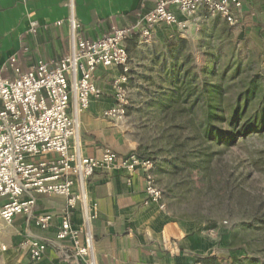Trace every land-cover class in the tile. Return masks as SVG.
Segmentation results:
<instances>
[{
	"label": "built area",
	"instance_id": "obj_1",
	"mask_svg": "<svg viewBox=\"0 0 264 264\" xmlns=\"http://www.w3.org/2000/svg\"><path fill=\"white\" fill-rule=\"evenodd\" d=\"M68 8L72 11V0ZM200 9L234 25L233 10L241 9V1L156 0L153 10L141 15L133 27L112 28L95 40L83 36L80 23L71 15L68 18L71 50L60 62L36 61L21 73L13 67L16 56L9 59L14 78L0 76V219L3 222L10 224L17 215L33 216L35 226L47 231L52 216L34 215L36 196L62 197L65 205L55 238L70 241L74 260L92 264L93 237L87 225L96 217V212L95 204L90 205L84 196L87 179L97 172L122 171L129 183L133 174L141 170L145 179L144 205L164 208L162 192L153 176V160L139 158L134 153L119 157L110 149H105L100 158L72 150L69 143L75 139L79 124L72 114L71 97L75 99V113L86 111L90 101L102 94L93 82L95 71L119 68L120 74L111 84L115 104L103 112V117L123 122L128 108L130 70L125 48L127 37L133 32L138 43L147 44L158 25L183 28L185 23L178 15L189 17ZM36 31L37 24L31 22L30 33ZM51 154L58 158L52 159ZM36 158L46 160L34 162ZM78 204L84 209V229L72 225ZM47 244L42 239H26L19 249L27 254L29 264H41ZM0 251H5V247H0Z\"/></svg>",
	"mask_w": 264,
	"mask_h": 264
},
{
	"label": "crops",
	"instance_id": "obj_2",
	"mask_svg": "<svg viewBox=\"0 0 264 264\" xmlns=\"http://www.w3.org/2000/svg\"><path fill=\"white\" fill-rule=\"evenodd\" d=\"M155 1L72 0L71 11L69 0H0V76L14 78L9 67L12 56H16L23 73L36 61L60 62L71 50V15L80 23L83 36L95 40L112 28L133 27L141 15L153 10ZM240 1L234 26H242L244 34L243 19H264V0ZM178 16L183 21L184 16ZM31 22L37 24L35 34L30 33ZM119 74L120 69L115 67L95 71L93 82L102 94L90 101L86 111L75 113V99L71 97L72 114L79 124L75 139L69 143L73 151L92 158H100L105 149L119 157L135 154L134 143L122 129L126 118L116 122L103 117V112L115 104L111 84ZM127 111L128 108L126 115ZM127 178L122 171L97 172L84 184V196L90 205L95 204L96 217L87 225L93 237L90 250L95 264H202L207 258L204 251L209 240L201 234L187 233L173 221L163 199V209L144 205L145 179L141 170L133 174L129 183ZM64 205L62 197L36 196L34 215L52 216L47 231L35 226L33 216L22 215L10 224L0 219V247H5V251H0V264H29L27 254L18 246L21 232L26 239L47 241L41 264H55L56 254L73 259L70 241L55 238ZM84 223V209L78 204L72 225L84 229Z\"/></svg>",
	"mask_w": 264,
	"mask_h": 264
},
{
	"label": "rangeland",
	"instance_id": "obj_3",
	"mask_svg": "<svg viewBox=\"0 0 264 264\" xmlns=\"http://www.w3.org/2000/svg\"><path fill=\"white\" fill-rule=\"evenodd\" d=\"M183 22V28L158 25L150 41L140 44L136 40L128 55V111L122 129L134 143L135 153L156 163L168 157L165 133L173 124L162 120L157 110L160 104L148 99V91L153 88L150 84L159 82L170 63L183 60L191 64L193 55L195 63L201 65L207 51L219 52L218 56L225 61H256V54L264 51V30L260 40H249L256 53L251 57L241 51L242 26L229 25L221 16L204 9L184 17ZM209 150L212 157L207 168L185 172L183 178L170 170L154 168L167 212L187 233L201 234L209 240L204 251L207 258L220 264H232L236 258L242 263L263 264L264 230L252 221L257 210L264 212V133L237 140L229 147L211 145ZM50 157L58 158L56 154ZM42 160L46 159L36 158L34 162ZM21 217L17 215L13 221ZM209 221L216 222L215 228H208ZM24 235L19 234L18 246L26 240ZM55 262L85 264L58 254Z\"/></svg>",
	"mask_w": 264,
	"mask_h": 264
},
{
	"label": "trees",
	"instance_id": "obj_4",
	"mask_svg": "<svg viewBox=\"0 0 264 264\" xmlns=\"http://www.w3.org/2000/svg\"><path fill=\"white\" fill-rule=\"evenodd\" d=\"M233 16L237 19L236 10ZM242 23L245 31L241 51L253 57L256 53L254 47L249 46V40L262 38L263 20L243 19ZM136 40L133 32L127 37L128 55L135 48ZM206 53L201 65L195 63L193 55L191 64L183 60L170 63L159 82L150 84L153 88L148 91V99L159 103L157 110L162 120L173 124L165 133L168 157L156 163L152 158L135 153L139 158L153 160L156 169L170 170L171 174L182 178L185 172L207 168L212 157L211 145L229 147L237 140L264 133V51L256 54V61L253 58L225 61L217 51ZM18 55L21 56V52ZM13 67L19 69L17 59ZM254 223L264 230V212L256 211ZM215 226V221L208 222V228ZM202 264L220 263L206 258ZM232 264L260 263H242L236 258Z\"/></svg>",
	"mask_w": 264,
	"mask_h": 264
}]
</instances>
